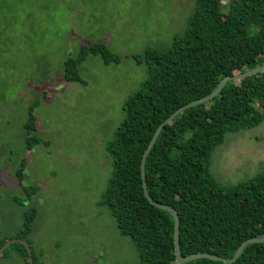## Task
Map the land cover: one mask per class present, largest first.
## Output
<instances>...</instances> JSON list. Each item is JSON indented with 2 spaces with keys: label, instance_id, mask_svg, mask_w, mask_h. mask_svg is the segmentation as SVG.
I'll return each instance as SVG.
<instances>
[{
  "label": "rangeland",
  "instance_id": "374dc122",
  "mask_svg": "<svg viewBox=\"0 0 264 264\" xmlns=\"http://www.w3.org/2000/svg\"><path fill=\"white\" fill-rule=\"evenodd\" d=\"M193 11L194 0H0V238L16 235L34 207L27 244L38 262L138 264L131 239L99 204L112 172L106 144L147 77L132 56L168 48ZM92 43L121 61L90 55L78 69L83 82L66 81L65 59ZM34 101L35 133L48 143L28 149L24 123ZM210 167L225 185L261 171L264 120L226 133ZM9 246L0 264H24Z\"/></svg>",
  "mask_w": 264,
  "mask_h": 264
},
{
  "label": "trees",
  "instance_id": "16d2710c",
  "mask_svg": "<svg viewBox=\"0 0 264 264\" xmlns=\"http://www.w3.org/2000/svg\"><path fill=\"white\" fill-rule=\"evenodd\" d=\"M90 55L105 64L121 61L104 43L83 45L65 59L64 79L83 82L78 69ZM132 57L145 65L147 77L124 101V119L106 144L112 172L99 204L110 209L118 231L131 239L138 264H178L173 215L145 196L141 159L157 127L175 110L211 93L223 77L264 64V0H194L186 29L168 48L147 47ZM37 104L29 106L24 123L28 149L48 143L35 133ZM263 120L261 71L229 80L218 95L183 110L160 131L146 158V189L153 200L177 211L182 256L206 252L231 258L245 240L264 236V168L225 185L210 167L212 152L226 133L255 128ZM35 217L36 209H28L20 231L0 238V248L11 238L28 242ZM9 247L29 264L23 243ZM32 258L33 264H43ZM182 264H264V242L247 244L231 263L201 257Z\"/></svg>",
  "mask_w": 264,
  "mask_h": 264
},
{
  "label": "water",
  "instance_id": "95a60500",
  "mask_svg": "<svg viewBox=\"0 0 264 264\" xmlns=\"http://www.w3.org/2000/svg\"><path fill=\"white\" fill-rule=\"evenodd\" d=\"M229 1L230 0H221V2L225 3V4L228 3ZM261 71H264V64L258 65V66L254 67L252 69L245 70V71L240 72V73H236V74H233V75L225 76V77H223L220 80V82L218 83L216 88L211 93H209L208 95H206V96H204L202 98L190 101L187 104H185V105L181 106L180 108H178L177 110H175L164 122H162L157 127L154 135L151 138V141L148 144V147L146 148V150H145V152H144V154L142 156L141 165H140V172H141V177H142V181H143V187H144L145 196L147 197V199L153 205H155V206H157L159 208H162V209H166L173 215V218H174V250H175L176 263H178V264H182V263H185V262L197 259V258H201V257L209 258V259L217 260V261H222L224 263H231V262H234V261L237 260V258L240 256V254L242 253L243 249L245 248V246L247 244H249V243H257V242H264V236L252 237V238H249V239L245 240L238 247V249L236 250L235 254L231 258H223V257H220V256H218L216 254H211V253H206V252H197V253L189 254L187 256H182L181 255V248H180V238H179V217H178L177 211L175 210L174 207H172L170 205L162 204V203H159V202L153 200L149 196V194L147 192L146 181H145L146 180L145 179V163H146L147 155L151 151V149L153 148V146H154V144L156 142V139H157L160 131L162 130L163 126L166 123L170 122L177 114L181 113L183 110H185V109H187L189 107H192L194 105H197V104H200V103H203V102H206V101L212 99L214 96H216V95H218L220 93L222 88L226 85V83L229 80L239 81V80H241V79H243L245 77L254 75V74H256L258 72H261ZM14 241H20L21 243H23L25 245V247L27 249V252H28V255H29V264H33V258H32V253L30 251V247L27 244V242L25 240H22V239H18V238L9 239L8 242H6L3 246H1L0 254L7 248V246L10 243H12Z\"/></svg>",
  "mask_w": 264,
  "mask_h": 264
},
{
  "label": "crops",
  "instance_id": "0c3cea01",
  "mask_svg": "<svg viewBox=\"0 0 264 264\" xmlns=\"http://www.w3.org/2000/svg\"><path fill=\"white\" fill-rule=\"evenodd\" d=\"M17 252V251H16ZM18 253V252H17ZM24 262V261H23ZM25 263V262H24Z\"/></svg>",
  "mask_w": 264,
  "mask_h": 264
}]
</instances>
